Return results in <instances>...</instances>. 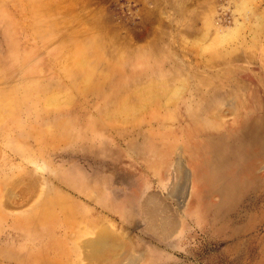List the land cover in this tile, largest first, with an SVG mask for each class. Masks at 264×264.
<instances>
[{
    "label": "rangeland",
    "instance_id": "rangeland-1",
    "mask_svg": "<svg viewBox=\"0 0 264 264\" xmlns=\"http://www.w3.org/2000/svg\"><path fill=\"white\" fill-rule=\"evenodd\" d=\"M102 231L264 264V0H0V264H94Z\"/></svg>",
    "mask_w": 264,
    "mask_h": 264
},
{
    "label": "bare ground",
    "instance_id": "bare-ground-1",
    "mask_svg": "<svg viewBox=\"0 0 264 264\" xmlns=\"http://www.w3.org/2000/svg\"><path fill=\"white\" fill-rule=\"evenodd\" d=\"M245 3H246V0H245ZM199 40V39H198ZM222 41V40H225V39H217V41ZM80 62V61H79ZM54 96V95H53ZM51 96V99L55 101V99H57V97H53ZM150 96V95H149ZM148 96V97H149ZM154 96V95H153ZM165 97V96H163ZM154 99V98H153ZM144 100H147V99H144ZM152 100V99H151ZM150 102V101H149ZM148 102V103H149ZM146 103V101H145ZM144 103V104H145ZM143 104V106H144ZM140 105V104H139ZM138 105V106H139ZM147 105V104H145ZM136 106V108L138 107ZM142 106V105H140ZM142 106V108H143ZM140 108V107H139ZM141 109V108H140ZM120 116V115H119ZM118 116V117H119ZM130 116H131V113H130ZM117 117V116H116ZM123 117V116H122ZM130 119V117H129ZM180 155V154H179ZM179 159V158H178ZM175 165V164H174ZM179 163H177V167L179 168ZM175 166V167H176ZM176 167V168H177ZM177 168V169H178ZM182 168V166H181ZM175 169V168H174ZM180 170V169H178ZM182 172V170H180ZM186 171V169H184V172ZM175 172V170H174ZM177 172V171H176ZM179 172V171H178ZM182 174V173H180ZM175 175V174H174ZM177 175V174H176ZM175 175V176H176ZM186 175V174H185ZM184 175V176H185ZM178 177V176H176ZM186 177V176H185ZM187 177H188V174H187ZM186 179V178H185ZM185 179H183L182 181H184ZM188 179V178H187ZM175 180V178H174ZM178 180H179V177H178ZM189 180V179H188ZM177 181V180H175ZM186 181V180H185ZM184 181V182H185ZM183 182V183H184ZM182 183V184H183ZM178 184V182H177ZM29 188H31L29 186ZM28 189H26L27 191H23V193L27 192L28 193ZM174 188V187H173ZM172 189V188H171ZM170 189V192L172 193V191L175 190L172 189L171 191ZM175 192V191H174ZM170 193V194H171ZM176 194V193H175ZM172 195V194H171ZM181 195V194H180ZM156 196V195H155ZM173 197V196H172ZM175 198L176 195H175ZM180 198V196H179ZM157 198L154 197L153 194H150L149 198L146 200L144 206L146 207L145 208V212H146V219L147 220V223L149 225V227H152L154 232L157 233V234H161L163 235L164 237L167 236L171 229H172V225L175 223L173 220H172V217L169 213V208L168 206L165 205V203H161L156 200ZM167 199V198H166ZM178 200V199H177ZM179 204V203H178ZM142 207V206H141ZM142 209V208H141ZM51 210V209H50ZM51 213H53V211L51 210L50 211ZM143 215V214H142ZM51 216V215H50ZM145 216V215H144ZM145 218V217H144ZM144 221V220H142ZM34 222V221H33ZM147 225V224H146ZM176 225V224H174ZM66 232V231H65ZM99 233V232H98ZM160 235V236H161ZM162 236V237H163ZM63 237V236H62ZM66 239V237H65ZM32 241V240H31ZM38 241V240H37ZM65 241V240H64ZM127 243V242H126ZM126 243L123 242L121 239H119L117 236H111L110 234H104L103 231L102 233L100 232L97 237L90 239L88 240L87 242L85 241L83 243V248L85 249L84 250V253H85V257L86 258H89L91 261L94 262V264H124L125 263V260L127 262V264H135L136 260L138 261L136 255L133 253L132 251V247H127L126 246ZM68 244V243H67ZM125 244V245H124ZM131 246V245H130ZM80 251V250H79ZM29 255V254H28ZM67 256V255H66ZM140 256V255H139ZM36 258H38V256H35ZM62 257V256H61ZM28 259V258H27ZM30 259V257H29ZM33 259V258H32ZM35 258L32 260L34 261ZM43 260V259H42ZM45 263V262H44ZM48 263V262H47ZM70 263V260H67L65 258H58V259H55L51 262H49V264H69ZM72 263V262H71ZM137 264V263H136Z\"/></svg>",
    "mask_w": 264,
    "mask_h": 264
}]
</instances>
